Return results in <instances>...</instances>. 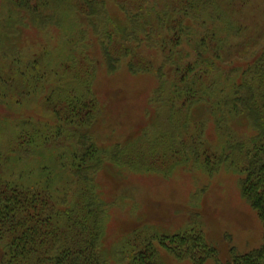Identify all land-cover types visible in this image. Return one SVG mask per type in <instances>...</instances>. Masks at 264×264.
<instances>
[{
  "label": "rangeland",
  "instance_id": "374dc122",
  "mask_svg": "<svg viewBox=\"0 0 264 264\" xmlns=\"http://www.w3.org/2000/svg\"><path fill=\"white\" fill-rule=\"evenodd\" d=\"M120 1L132 11L133 24L139 8L147 10L145 16L155 23L176 4V0ZM217 1L227 12L213 20L206 19V12L198 28L199 31L209 27L225 28L233 23L240 29L227 45L231 53L229 67L224 72L227 76L229 70L244 67V59L263 51L264 0ZM202 3L198 0V4ZM117 5L115 0H108L109 14L99 20L104 30L114 35L113 55L117 60L114 71L108 68L94 34L82 39L81 29L90 32L92 28L75 20L74 12L61 13L60 22L53 21L50 25L28 20L30 23L20 24L14 36H7L6 48L0 50V168L4 169L3 175L18 177L23 172V181L31 183L38 177L44 179L47 171L42 169L44 172H41V165L46 164L51 182L64 187L63 177L68 176L57 172L56 166L52 168L53 160L58 147L67 152L76 147L78 138L74 136L78 135L63 126L66 132L61 131L60 137L58 133L52 136L47 152L25 150L18 156L11 151L15 138L11 129L18 125L24 134L35 129L45 130L42 124L33 128L28 123H39L42 119L59 122L55 111L57 115H65L72 101L87 100V106L76 105L78 116L83 117L91 105L88 100H92L97 119L85 122L83 130L90 132L101 152L117 151L123 160L122 167L114 166L108 163L106 155V164L94 178L95 191L107 207L102 224V248L112 264H120L121 258L147 236L155 238L165 264H194L190 258L176 257L164 247L163 239L170 244L165 236L203 233L209 244L216 247L218 257V261L216 257L209 258L205 264H224L232 259V250L242 254L260 247L264 242L263 224L242 195L239 168H233L229 161L214 167V161L206 157L219 143L223 144L226 134L244 136L252 132L251 125L242 118L236 119L232 128L219 130L213 116L208 114L204 125L197 121L201 119L202 107L193 110L190 121L183 100L173 96L175 75L170 64L164 63L162 71L161 55L155 56V50L136 58L137 53L133 52L136 44L130 42L132 28L122 32L126 24L120 25L117 18L126 19ZM8 11L3 9L6 16ZM135 24L136 31L142 34L139 23ZM159 32L169 36L167 26ZM196 39V31L189 30L183 35V49L178 51L177 63L186 55L193 58L196 45L193 40ZM72 40L80 41L86 49L84 61H74L77 52L70 44ZM247 50L253 53L246 52L244 58ZM172 62L169 59V63ZM229 84V80L223 79L220 86L226 91ZM47 128L54 130L52 126ZM188 147L198 148L201 156L189 158ZM64 189L72 190V187ZM80 195L85 201L86 195ZM2 244L0 241V257ZM121 251H124L122 256Z\"/></svg>",
  "mask_w": 264,
  "mask_h": 264
},
{
  "label": "trees",
  "instance_id": "16d2710c",
  "mask_svg": "<svg viewBox=\"0 0 264 264\" xmlns=\"http://www.w3.org/2000/svg\"><path fill=\"white\" fill-rule=\"evenodd\" d=\"M202 1L201 5L198 0H176L172 9L165 11L164 16L160 14L159 21L155 23L145 16L148 15L147 10L139 8L133 24L132 11L123 7L125 2L115 0L126 19L117 18V21L120 25L126 24V27L121 28L125 29L123 33L132 28L133 33L130 35L133 39L130 42L136 44L133 51L137 53L136 58L155 50V56L161 55L162 71L164 63L170 64L175 75L173 96L183 100L190 121L193 110L202 107L201 119L197 120L199 123L204 124L205 115L208 114L213 116L219 130L232 128L235 120L242 118L251 125L252 132L244 136L233 132L226 134L223 144L216 146L217 151L215 148L206 157L214 161V167L229 161L233 168H239L242 195L257 211L264 228V48L258 54L245 51L244 58L246 52L254 56L244 59V67L229 70L226 76L231 57L227 45H230L229 40L234 37L232 35L237 36L240 29L231 23L225 28L209 27L199 31L200 19L206 12L207 20L217 19L227 12L217 0ZM107 3L108 0H0V50L6 48L7 36H14L20 30V24L27 25L32 21L50 25L53 21L60 22L61 13L66 15L74 12L75 20L82 21L83 25L89 24L92 28L90 32L81 29L82 39L93 33L102 48L108 68L114 71L117 68V60L113 55V50H116L114 35L112 31L104 30L99 23L100 17L109 14ZM5 8L9 10L8 16L3 13ZM135 23H139L142 34L136 31ZM165 26L169 30L168 37L159 32ZM115 30L120 31L118 27ZM189 30L197 33V39L193 40L196 41L195 54L190 55L193 58L186 55L185 60L177 63L178 51L183 49V35ZM70 44L75 46L77 52L74 61H84L86 49L80 41L72 40ZM169 59L173 62L169 63ZM131 67L133 69L132 64ZM223 79L230 82L226 91L220 86ZM88 101L91 105L83 117L78 116L76 105L87 106V100L72 101L65 115H57L55 111V118L59 122L42 119L39 123H28L33 128L42 124L45 130L35 129L24 134L18 125L11 129L15 137L11 151L18 156L25 150L28 153L34 149L47 152L50 145L47 144L52 136L58 133L60 137L61 131L66 132L63 126L74 131L78 141L76 147L70 148L68 152L58 147V154L53 160L52 168L56 166L57 172L68 176L63 177L64 187L51 182V172L46 164L41 165V172L47 171L44 179L38 177L31 183L23 181V172L18 177H8L3 175L4 169L0 168L1 264H112L102 248V224L107 207L95 191L94 178L106 164V155L109 157L108 163L114 166H121L123 160L117 151L101 152L96 140L90 137V132L83 130L85 122H95L97 119L96 107L92 100ZM22 125L25 126V123ZM49 126L54 127V130L47 128ZM187 149L189 158L201 156L198 148ZM178 151L181 152L180 149ZM69 186L72 190L64 189ZM82 193L86 195L85 201L80 195ZM164 238L170 239V244L165 243L164 239L161 244L176 257H188L194 264H205L207 259L215 257L218 261L216 247L209 244L203 233ZM127 253L121 258L120 264H165L153 236L145 237ZM123 254L124 251H121L120 255ZM224 264H264V242L260 247L242 254L232 250V259Z\"/></svg>",
  "mask_w": 264,
  "mask_h": 264
}]
</instances>
